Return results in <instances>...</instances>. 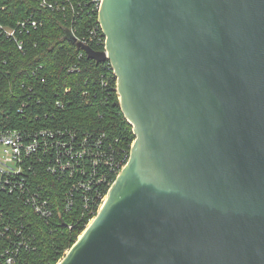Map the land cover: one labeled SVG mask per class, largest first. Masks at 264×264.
Segmentation results:
<instances>
[{
	"label": "water",
	"instance_id": "95a60500",
	"mask_svg": "<svg viewBox=\"0 0 264 264\" xmlns=\"http://www.w3.org/2000/svg\"><path fill=\"white\" fill-rule=\"evenodd\" d=\"M135 140L58 264H264V0H101Z\"/></svg>",
	"mask_w": 264,
	"mask_h": 264
},
{
	"label": "trees",
	"instance_id": "16d2710c",
	"mask_svg": "<svg viewBox=\"0 0 264 264\" xmlns=\"http://www.w3.org/2000/svg\"><path fill=\"white\" fill-rule=\"evenodd\" d=\"M75 16L74 22L72 15L66 21L63 13L45 9L37 0H0L4 26L14 28L26 20L42 24L23 31L22 49L0 33V132L48 130L68 144L75 138L79 146L88 138L90 148L100 141V148L94 147L83 163L92 172V161H99L94 179L78 168L73 170L78 176L59 167L50 171L55 157L42 152L25 162L19 176L22 192L0 189V229L8 230L0 237V260L3 251L20 247L15 264H58L97 215L99 193L106 195L117 177V165L127 162L135 140L120 107L110 63L98 64L78 47L76 38H85L95 51L105 50L99 15L88 6L78 8ZM95 29L101 41L91 39ZM111 155L114 167L106 163ZM79 182H91L90 189L78 187ZM31 194L47 201L50 217L35 211L28 201Z\"/></svg>",
	"mask_w": 264,
	"mask_h": 264
},
{
	"label": "built area",
	"instance_id": "2783aa9c",
	"mask_svg": "<svg viewBox=\"0 0 264 264\" xmlns=\"http://www.w3.org/2000/svg\"><path fill=\"white\" fill-rule=\"evenodd\" d=\"M37 1L39 2L40 6L45 9L63 13L64 17L66 18V21L70 19L68 16L72 15L73 17L70 20L71 21L73 20V22L76 17L75 14H78V8L80 10H84L88 6H91L93 7V10L99 14L100 6H101V0H37ZM75 2L76 4H74ZM39 25L42 24H39L37 21L34 20H26L25 22L19 23L14 28H8L0 23V33L5 35L7 38L14 40L18 45L19 49H22L23 42L20 38V35H22L24 30H29L30 28L37 29ZM71 32L74 35L73 27L71 29ZM90 32L91 35H93L91 39H95L97 37L96 39L101 41V37H99L97 29ZM76 40L78 41V43H82L88 46L87 39L84 38L80 40L76 38ZM105 41L106 38H104V45H105ZM74 143H75V138H73L71 144H68L63 142L58 136V134L48 130L41 132H32V133H25L19 130L0 132V147L4 148V153L6 154V158L0 159V189L1 190L8 189L11 193L16 191L22 192L23 189L21 188L23 186V178L19 176L24 171V164L26 161L28 162L32 156L41 157L42 152L45 154H49V158L51 156L53 158L55 157V166L50 167L49 168L50 171L56 172L57 170H59V168L60 170L70 169L72 170L71 176H76L77 174H75L73 170L75 168H78L81 174L84 173L85 175L89 174L91 179H94L95 176L94 170H97L94 166H98L99 161H97L96 158L92 161L93 166L90 169L93 170L92 172L87 171L86 166L83 163L87 160V156H90L91 154L90 151L94 149V147L100 148V141L95 142L94 147L92 148L89 147L88 138H84L83 141L80 142L79 146ZM78 147H80V149L77 152H75L74 150ZM98 155L99 153H96V157ZM126 159L125 160L128 161L129 156ZM80 160L82 161V164L80 163ZM106 163L114 167L113 155H111L109 162ZM126 163L117 165L118 168L117 176L120 174L121 170L124 168ZM101 180H103V177L97 180L96 183L99 184ZM90 185L91 182L78 183V187L80 186L82 189L85 190H89ZM106 195H101V193H99L98 201L100 202V206L98 211L102 207ZM28 201L33 204L35 211L39 213L42 217L48 218L52 215V212L47 208L48 205L47 201L43 200L40 196H38V194H31ZM2 215L3 214L1 213V209H0V218L2 217ZM6 231L8 230L0 229V237L4 236L6 234ZM19 250L20 247H16V251H9V250L3 251V253L1 254L0 261H5V264H15Z\"/></svg>",
	"mask_w": 264,
	"mask_h": 264
},
{
	"label": "rangeland",
	"instance_id": "374dc122",
	"mask_svg": "<svg viewBox=\"0 0 264 264\" xmlns=\"http://www.w3.org/2000/svg\"><path fill=\"white\" fill-rule=\"evenodd\" d=\"M4 158H6V154L4 153V148L0 147V159H4Z\"/></svg>",
	"mask_w": 264,
	"mask_h": 264
}]
</instances>
